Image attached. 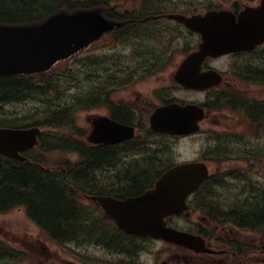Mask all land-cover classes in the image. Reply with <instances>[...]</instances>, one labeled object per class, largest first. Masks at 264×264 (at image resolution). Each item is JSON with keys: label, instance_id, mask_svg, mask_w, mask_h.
I'll return each instance as SVG.
<instances>
[{"label": "trees", "instance_id": "1", "mask_svg": "<svg viewBox=\"0 0 264 264\" xmlns=\"http://www.w3.org/2000/svg\"><path fill=\"white\" fill-rule=\"evenodd\" d=\"M131 1H137L136 6L125 7V3ZM181 3V0H0L1 25H40L55 14L78 11L100 12L111 21L124 23L123 27L107 36L112 45L106 51L85 52L66 61L62 67L60 63L48 73L0 79V127L38 126L49 129L42 132L39 147L24 154L27 161L0 156V213L24 207L30 211L31 219L43 227L46 240L66 246L74 243L80 249L91 244L104 245L111 252L124 254L126 259L119 264H129L128 258L134 251L139 253L143 250L147 239L128 236L112 223L93 217L89 206L70 196L73 190L120 199L140 194L151 188L155 180L173 166L175 155L161 157L152 150H145L143 143L136 142L127 145L126 150L118 146L92 148L80 138L86 133L77 129L75 115L81 110L99 108L107 110L118 121L142 126L140 117H136L137 111L120 106L114 95L142 79L159 74L173 62L174 53L178 50V30L170 28L156 16L177 11ZM161 46L164 48L159 50ZM122 47H126L127 53L122 52ZM231 97L239 99L245 96L234 94ZM217 99L214 103L217 108L232 104L220 96ZM27 102L34 105L25 109L26 112L14 109L8 113L5 110L6 106ZM248 103L251 102L246 101ZM236 105L241 108L237 100ZM231 108L236 109V106ZM261 112H245L250 118L247 130L264 128V114ZM220 139L219 143L205 147L201 153L218 166L229 156L227 145H231ZM138 149L140 158L133 161L132 170H117L109 177L107 174L98 177L102 170L115 171L114 168L125 166L123 162L128 160L124 156ZM53 150L77 152L82 158L75 163L59 161L58 165L64 166L66 173L51 171L46 167L44 155ZM157 158L169 163L156 169L145 168L157 163ZM235 186L226 175L213 171L210 179L191 197L189 205L211 220H215L221 210V218L226 222L233 219L241 226L264 229V188H257L250 179L244 182L243 187ZM237 192L236 201L239 199L242 207L233 212V195ZM0 246L3 245L0 243ZM2 252L0 248V254ZM16 253L11 252L12 255H5V258L20 259Z\"/></svg>", "mask_w": 264, "mask_h": 264}, {"label": "water", "instance_id": "2", "mask_svg": "<svg viewBox=\"0 0 264 264\" xmlns=\"http://www.w3.org/2000/svg\"><path fill=\"white\" fill-rule=\"evenodd\" d=\"M169 18L184 23L203 37L199 50L183 61L175 75L176 81L187 88L205 90L221 83L222 77L216 71L201 72L208 56L251 50L264 42V0L256 8H246L238 17L230 11H211L205 16L169 15ZM120 26L92 11L56 14L38 26L0 25V78L49 71ZM203 118L204 111L197 106L169 104L154 112L151 127L158 132L185 135L196 132ZM92 124L88 140L94 144H117L134 136L132 127L107 116L93 118ZM40 133L38 127L0 128V154L25 160L22 153L37 146ZM208 177L206 164L189 163L168 170L155 188L139 196L123 200L110 196L91 199L98 201L128 234L150 236L196 252H207L210 250L201 237L168 227L165 218L187 210V197Z\"/></svg>", "mask_w": 264, "mask_h": 264}, {"label": "rangeland", "instance_id": "3", "mask_svg": "<svg viewBox=\"0 0 264 264\" xmlns=\"http://www.w3.org/2000/svg\"><path fill=\"white\" fill-rule=\"evenodd\" d=\"M184 1H186L187 4L192 5L190 6L191 9L197 8V10L195 11L196 13H204V11L209 10L210 8L207 5L212 3L214 4L210 5L211 7H218V8L220 7L221 9H231L234 4H238L239 7H244L249 3L258 4L260 2V0H255V1L251 0L250 2L248 0H184ZM136 3L137 1L126 2L125 7L131 8L132 6H136ZM185 36L187 40L191 43L194 42L195 39L198 40L196 36L191 37L187 33H185ZM95 42H93L94 44L92 43L88 49L86 48L87 49L86 52H90V53L101 52V49L106 45L105 43H103L106 42L105 38H103L101 41L98 40ZM122 48H123L122 52L127 53V50L125 49L126 47H122ZM163 48L164 46H161L159 50ZM185 56L186 54H184L182 51L175 52L173 57L174 58L173 62L167 67H165L163 71H161L157 75L155 74L150 78L142 79L138 81L136 84L118 91L114 95V99L120 104H127L131 106H135L137 109L141 111L144 110L143 111L144 114L146 113L145 111H148L149 109L146 108V106L151 105L152 107L153 104L157 106L160 105V100L157 97L156 92L162 88L171 90V93L169 94V97L171 98L175 97L178 100H185V101H192L194 99L199 100L201 98L200 94H193L184 91L172 92L171 89L175 85V82L173 81L174 73L177 71L179 64L181 63V61ZM259 59L260 57L257 54H254L252 56H242L238 58L225 56L219 58L218 60H213L211 62V65L216 69L226 73V75L228 76L227 80H229L231 86L234 87V89L247 96L257 98V100H259L257 103L260 104V103H264V86L258 84L241 83L233 78L232 76L233 74L231 72L235 68L243 66L245 62L253 61L254 64H261V60ZM65 62L66 61L60 62L61 67L62 64ZM33 105H34L33 103L27 102L24 104H18L16 106L15 105L6 106L5 110L8 113L13 112L14 109L18 112L19 110H23L24 112H26V110L31 108ZM102 115L107 116V111L105 109L93 108L91 110L78 111L75 115V125L78 130L86 133L85 136L83 135L82 137L80 136L79 137L85 140L91 130V125L89 120L94 116H102ZM248 125L249 122L243 115H241L239 112H234V110L230 108L229 109L226 108L225 110H223L222 108L214 109V110L211 109L208 118L202 124L203 129L214 128V129H219L220 131L224 130V131H231L237 133L246 131ZM44 130H49V129L42 127V131ZM50 130L54 133L58 132L52 129ZM261 139L262 140L260 142V145H262L264 148V136L261 137ZM217 142L219 143V141L215 140V138L207 139L204 136H200L196 138L194 137L184 138L176 141L177 144H175L176 145L175 154L177 155L179 162H190L192 160H196L199 157V153L203 146L212 145V144L215 145ZM227 147L229 151V156L226 157L224 160H222L223 161L222 165H220L225 167L223 168L224 172L230 168H238V167L246 170L247 168L250 167V163H254V168L257 169L256 171L257 173H255L254 171H252L254 173H251L249 171H245V172L248 174L251 173L250 178L252 179V181L264 185V155H260L257 146L253 148L252 144L247 143V146L242 150H240L239 146L236 144L227 145ZM44 156L45 158H47L46 167L55 170H60L59 169L60 165H58V163L62 159H73V160L77 159L76 155H69V154L65 155L63 152L58 150L48 151V153H46ZM129 158H133V156H130ZM210 165L212 166L213 164L210 163ZM243 178L244 177H239L238 179L242 180ZM232 183L234 185V182ZM222 198L226 199V197H222ZM76 200L77 202L81 201L84 204H88V201L83 198L76 197ZM219 201L221 200L219 199ZM195 219L198 220V218ZM180 224L183 227L186 225L185 222H180ZM225 227L226 229H228V225H226ZM39 232H40L39 229L34 224H32V222L28 219L27 214L23 208H16L11 212L0 214V242L1 243L5 242L11 245L13 254L15 252L13 250L14 248L19 252L24 251V253H18V252L16 253L21 255L20 259H12V262L9 260V263L6 264H84L83 261L79 260L77 257H74L72 255L68 256L64 254V252L61 249H58L53 245H49L47 243L48 240H46L45 236H43ZM223 234L228 235L229 233L224 232ZM253 235L254 236H252V238H255L254 241H256L259 238V240H262L264 242L263 233H253ZM154 246H156L157 249L159 248V251H161V253H159L157 256L160 259L159 260L160 263H162L163 261L165 262L169 261L170 255H173L172 253L174 252L172 253L167 252L165 246L163 247L160 244H155ZM44 248L46 249L48 255L45 254L43 250ZM75 251H77L80 254V249L75 248ZM84 255H88V256L91 255L93 258L106 259L105 258L106 254L101 250H97L95 246H91L89 250L84 253ZM253 257H254V262H256L257 259L263 258L264 254L260 252ZM150 259H151L150 255L145 256L144 261L146 260L145 262L148 263Z\"/></svg>", "mask_w": 264, "mask_h": 264}, {"label": "flooded vegetation", "instance_id": "4", "mask_svg": "<svg viewBox=\"0 0 264 264\" xmlns=\"http://www.w3.org/2000/svg\"><path fill=\"white\" fill-rule=\"evenodd\" d=\"M209 67V61L205 64ZM224 78L228 79V76L224 74ZM237 79L236 76H234ZM130 107L131 105L122 104V107ZM133 107V106H131ZM130 107V108H131ZM146 113H141L140 116L144 119L148 116V111ZM165 136L166 139L172 138L177 140L176 136ZM105 147H110L109 145ZM95 205V204H94ZM96 206V205H95ZM98 207V206H96ZM212 225L208 224V229H211ZM224 232H228V235H224ZM210 236V235H209ZM253 232L246 231L242 228L236 226H228L217 228L214 230V235L210 236L207 240L209 247L212 248L214 254H195L186 252L182 257L169 258L168 262H162L161 264H264V257L259 258L254 262V257L256 254L262 252L264 254V242L260 241L259 238L254 241L252 238ZM150 264H160L157 263L155 259L152 260Z\"/></svg>", "mask_w": 264, "mask_h": 264}]
</instances>
